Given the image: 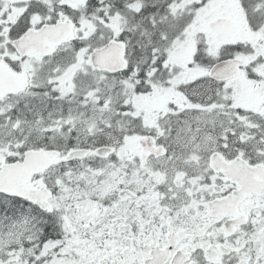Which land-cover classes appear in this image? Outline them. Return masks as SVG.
Masks as SVG:
<instances>
[{"label": "snow or ice", "instance_id": "obj_1", "mask_svg": "<svg viewBox=\"0 0 264 264\" xmlns=\"http://www.w3.org/2000/svg\"><path fill=\"white\" fill-rule=\"evenodd\" d=\"M0 264H264V0H0Z\"/></svg>", "mask_w": 264, "mask_h": 264}]
</instances>
